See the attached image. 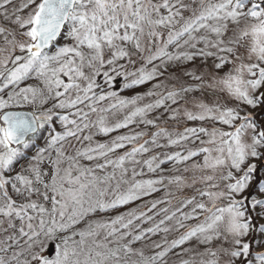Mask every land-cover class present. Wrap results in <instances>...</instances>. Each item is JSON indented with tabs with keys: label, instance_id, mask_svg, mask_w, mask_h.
Masks as SVG:
<instances>
[{
	"label": "snow or ice",
	"instance_id": "6c2138e0",
	"mask_svg": "<svg viewBox=\"0 0 264 264\" xmlns=\"http://www.w3.org/2000/svg\"><path fill=\"white\" fill-rule=\"evenodd\" d=\"M0 264H264V0H0Z\"/></svg>",
	"mask_w": 264,
	"mask_h": 264
},
{
	"label": "trees",
	"instance_id": "16d2710c",
	"mask_svg": "<svg viewBox=\"0 0 264 264\" xmlns=\"http://www.w3.org/2000/svg\"><path fill=\"white\" fill-rule=\"evenodd\" d=\"M127 94H128V93H125V95H127ZM113 135H115V134H113ZM98 139L103 140V139H106V138H104V137H98ZM155 195H156L157 197H161V196L164 195V192L156 193Z\"/></svg>",
	"mask_w": 264,
	"mask_h": 264
}]
</instances>
